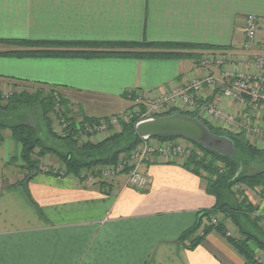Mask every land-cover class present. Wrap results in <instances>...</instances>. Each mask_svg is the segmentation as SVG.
<instances>
[{
	"label": "crops",
	"instance_id": "crops-1",
	"mask_svg": "<svg viewBox=\"0 0 264 264\" xmlns=\"http://www.w3.org/2000/svg\"><path fill=\"white\" fill-rule=\"evenodd\" d=\"M249 15L260 21L254 50H264V0H0V39L186 43L234 52ZM25 49L0 44V52ZM197 60L0 55V90L15 83L53 89L77 115L105 118L129 111L131 97L188 85L202 74ZM123 102L118 110L83 108ZM3 135L0 264H247L215 232L192 250L179 242L216 203L205 181L184 167L146 163L153 183L142 190L126 187L124 177L101 189L46 172L25 188L22 146L10 130ZM252 200L264 217V198Z\"/></svg>",
	"mask_w": 264,
	"mask_h": 264
},
{
	"label": "trees",
	"instance_id": "trees-1",
	"mask_svg": "<svg viewBox=\"0 0 264 264\" xmlns=\"http://www.w3.org/2000/svg\"><path fill=\"white\" fill-rule=\"evenodd\" d=\"M0 44L26 48L22 51L0 52V55L20 56L177 58L179 56L197 57V54L202 52L216 51L215 47L209 45L148 41L102 42L0 39ZM12 86L13 92L8 98H2V92H0V112H13L21 108L37 106L41 109L42 120L50 138L62 141L68 146L66 153L47 147L38 135V129L32 124L6 125L0 123V141L4 140L3 132L10 130L13 138L22 146L19 168L25 173L19 185L25 188L35 176L45 172L41 170V160L47 154L57 155L65 171L62 175L59 171L46 173H53L58 176L73 175L79 178L81 172L85 169L117 163L122 155L131 153L143 140L137 129L140 123L139 119H134L123 125L120 131H115L96 143L89 141L80 144L73 135L68 137L57 135L53 128L52 115L56 112L58 104L61 105L59 116L66 121L74 122L75 119L81 117L83 118L82 122H94L104 118L77 115L69 99L61 97L53 89L46 90L40 87L29 90L17 83ZM19 87H21L20 90H18ZM130 99L134 102L138 97H131ZM140 110L144 111L145 108L140 106ZM172 115L197 119L214 136L228 138L235 147L233 155H224L181 135L168 134L152 137L159 140L185 138L192 142L196 152L191 155L186 163L180 166L201 177L206 183V192L216 200L214 207L199 213L197 224L185 231L179 242L192 250L203 244L210 233L215 232L224 238L244 258L247 264H264L252 248L253 244L260 253L264 254V217L257 215L259 203L254 202L248 192H252L254 196L261 200L264 198V168L253 173L246 171V168L252 165L250 163L257 162L261 165L264 163V150L256 147L243 134L230 133L216 127L195 113L172 109L168 113L155 118ZM239 152L243 155L236 158ZM220 164L223 167H219ZM96 185L103 189L108 183L102 182ZM214 218L219 219L217 225L212 224ZM230 227L234 229L235 235L232 233L229 235ZM247 227H251L252 230ZM201 231L202 234H200Z\"/></svg>",
	"mask_w": 264,
	"mask_h": 264
},
{
	"label": "built area",
	"instance_id": "built-area-1",
	"mask_svg": "<svg viewBox=\"0 0 264 264\" xmlns=\"http://www.w3.org/2000/svg\"><path fill=\"white\" fill-rule=\"evenodd\" d=\"M244 23L245 40L240 48L234 52H206L207 57L197 66L202 74L188 85L161 95H140L133 109L94 122L72 123L58 116L61 134L65 137L73 135L80 144L96 143L134 119L142 122L177 109L198 114L230 133L243 134L255 146L264 149V50H254L258 44L260 21L255 15H249ZM215 66L222 67L223 72L215 74ZM0 92L2 98L12 94ZM140 106L145 110H140ZM59 111L56 109L55 121ZM195 152L194 144L185 138H143L135 150L122 155L117 163L84 170L79 178L86 185L93 186L124 177L126 187L142 190L153 183L151 176L143 171L146 163L183 165ZM218 222V218L212 220V224Z\"/></svg>",
	"mask_w": 264,
	"mask_h": 264
},
{
	"label": "rangeland",
	"instance_id": "rangeland-1",
	"mask_svg": "<svg viewBox=\"0 0 264 264\" xmlns=\"http://www.w3.org/2000/svg\"><path fill=\"white\" fill-rule=\"evenodd\" d=\"M258 40H259V37H258ZM223 56H225V55H223ZM206 57H207V55L204 52L197 54V59H198L197 60V66L198 67H199V64L201 63V61ZM214 60L217 61V59H214ZM220 68H222V67L215 66V69L213 70L215 72V74L219 75L220 73L223 72L222 69H220ZM21 87H22V85H21ZM21 87H19V89L18 88L17 89L20 90ZM3 91L13 92V87L10 89H7V90H3ZM8 95L10 96V93H8ZM133 106L134 107L137 106V100L132 103V106L130 107V109H133ZM124 107H125L124 102L120 103L119 105H104V104H89V103H84V105H83L84 109H116V110H118V109H123ZM56 109H61V105L58 104L56 106ZM91 114L95 115V114H104V113L99 112V113H91ZM54 116H55V113L52 115V119H53L52 121L54 122L53 128L55 130V133L57 135L64 137V135H62L60 132V127H59L60 125H59L58 120H57L59 114H57V116H56L57 121H55ZM81 121H83V118H81V117L74 120V122H81ZM74 122H72V123H74ZM0 123L6 124V125H15V124H21V123L32 124L33 126H36V128L38 129V135L40 136V138L43 140L44 144L47 147H52L53 149L60 151L62 153H66L68 151V146L64 142L59 141V140L57 141L55 139L50 138V136L48 135L45 123L42 120L41 109H39V107H37V106L32 107V108H21L18 111H13V112H0ZM121 129H122V127L120 128V130ZM245 138H247V137L245 136ZM260 149H262V148H260ZM262 150H264V149H262ZM241 155H243V154L239 152L236 158H238ZM48 159H49V161H48ZM50 161L57 162L58 163L57 165H59V166H56V165H55V167H54V165L51 166ZM61 164L62 163L59 161L57 155H54L53 153L47 154V156L43 157L41 160V170H43V171L50 170L51 172H54V171L58 172L59 171L62 175L63 172L65 171V168L60 167ZM250 164H252V165L248 166L246 168V171L250 172V173L256 172L258 169L264 168V163L262 165L257 163V162L256 163H250ZM105 166H109V165H105ZM105 166H102V167H105ZM102 167L93 168L92 170L100 169ZM85 170L90 171V169H85ZM80 180L83 182L82 179H80ZM248 192H249L250 198L252 199L253 193L250 191H248ZM247 228L251 229V227H247ZM231 233L233 235H235V231L232 227H230V229H229V234H231ZM252 248L256 251V255L259 258V260H261L264 263V254L260 253L258 251L257 247L253 244H252Z\"/></svg>",
	"mask_w": 264,
	"mask_h": 264
},
{
	"label": "water",
	"instance_id": "water-1",
	"mask_svg": "<svg viewBox=\"0 0 264 264\" xmlns=\"http://www.w3.org/2000/svg\"><path fill=\"white\" fill-rule=\"evenodd\" d=\"M137 129L143 138L177 134L190 138L204 147L224 155L235 153L232 141L226 137L214 136L201 122L190 117L172 115L148 119L140 122Z\"/></svg>",
	"mask_w": 264,
	"mask_h": 264
}]
</instances>
